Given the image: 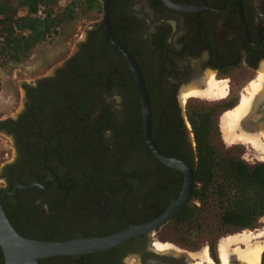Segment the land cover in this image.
<instances>
[{"label": "flooded vegetation", "instance_id": "obj_1", "mask_svg": "<svg viewBox=\"0 0 264 264\" xmlns=\"http://www.w3.org/2000/svg\"><path fill=\"white\" fill-rule=\"evenodd\" d=\"M167 1L179 8L162 0H112L109 27L137 62L147 95L157 103L150 120L153 114L159 128L170 115L167 144L187 153L191 145L181 113V124L177 119L178 94L189 86L205 89L212 73L228 83L220 107L236 104L239 95L229 96L230 78L224 76L241 66L252 76L264 68V0ZM23 87L20 111L0 120V132L11 137L14 148L0 168L1 204L17 233L35 240L103 236L153 219L176 198L180 172L147 149L140 109L131 106L137 90L128 62L108 43L101 23L85 32L62 68ZM114 90L122 104L116 99L112 108L90 110L98 98L105 100L103 92ZM247 123L252 131L264 128V94ZM13 187L15 193L6 194ZM154 243L148 232L110 249L40 264H195Z\"/></svg>", "mask_w": 264, "mask_h": 264}, {"label": "trees", "instance_id": "obj_2", "mask_svg": "<svg viewBox=\"0 0 264 264\" xmlns=\"http://www.w3.org/2000/svg\"><path fill=\"white\" fill-rule=\"evenodd\" d=\"M59 1L0 0V64L26 59L35 45L55 35L77 10L97 11L102 0H63L61 6ZM109 22L111 25L110 16ZM132 93L136 101L131 106L139 108L137 93ZM149 104L150 109L157 105L153 98L149 99ZM217 109V105H186L184 115L193 141V147L187 153H182L178 144H167L166 137L172 132L170 115L163 116L159 128L153 114L150 120L151 141L160 153L185 162L191 169L192 186L188 199L168 221L175 235L174 240L182 245L191 246L192 236L198 235L210 218L214 219L215 231L228 233L254 227L264 214V162L248 164L217 146ZM177 115L181 124L180 110ZM130 136L137 137L133 132ZM181 176L178 173L179 181ZM6 215L13 226L11 218ZM260 264H264V251Z\"/></svg>", "mask_w": 264, "mask_h": 264}, {"label": "rangeland", "instance_id": "obj_3", "mask_svg": "<svg viewBox=\"0 0 264 264\" xmlns=\"http://www.w3.org/2000/svg\"><path fill=\"white\" fill-rule=\"evenodd\" d=\"M63 3V0L59 1L60 6L63 5ZM100 20L101 6L97 11L86 12L81 9L77 10L73 18L70 21L63 23L60 26L59 31L55 35L35 45V47L31 49L26 59L21 60L20 62H2L0 64V120L14 118L17 112L22 108L24 101L23 84L32 82L36 78L50 77L54 74L56 69L62 68L66 60L69 59L73 52L76 50L77 44L81 39H83L85 32L95 24L100 23ZM257 69L258 72L260 69L264 70V68L261 67ZM208 72L209 71L205 73V76ZM258 72L255 73L254 76H252V73L249 70L244 69V67L241 66L233 71L231 75L224 76L230 78L229 84L231 87L229 96L235 97L237 93L239 95L237 98V102L235 103H238L241 95L243 93H246L245 89L247 88L251 80L257 78ZM215 80H217L218 83L220 82L221 85L222 83L227 84L226 90L228 91V83L226 80ZM246 80L247 82H245ZM184 90L182 88L181 92L178 94V97L180 95V102L181 95ZM103 93L105 94L103 96L105 100L98 98L97 102H95L90 108L91 111L98 110L102 105H106L112 108L113 105H115L113 100L116 99L119 100V104H122L123 98L121 97L120 99H118L119 92L117 90ZM220 97V95L210 98L203 96H193L187 98L184 103L181 102L180 104V102H178L180 113L184 120L185 135L187 139H189L190 145H192V135L190 132V127H188L185 123L186 120L184 112L186 105H217L218 109L216 113V126L219 134L215 139V143L217 144V146L223 151L228 150L231 154L237 155L248 164H253L260 161L264 162V152H261L258 147L254 145L252 146L251 144L250 146L246 142L239 140L233 143H228L225 141L223 137V128L221 122L225 111L230 108H226L223 110L220 107L223 100H225L223 98L219 99ZM101 139L102 141H105V139ZM13 156L14 148L11 137L0 132V168L7 159L9 160V158H13ZM205 224L206 227H204V229H202V231L198 235L196 234L192 236L191 246L179 244L174 240L175 235L169 222L163 224L157 230H154L149 234L151 235V241H160L162 243H167V248H170L168 250L172 249L174 252H176V254L177 252L181 253L188 262L192 260L195 261V264H209L207 261H202L200 259V255L203 253L204 249H206L207 253L211 252V255H217L218 261L221 264L219 258V246L222 240L229 236H236L241 234H258V231L264 229V214L258 218L254 227L244 230L231 231L228 233L215 231L213 226V218L208 219ZM256 241L264 243V233L259 238H257ZM236 246L243 247V244L238 243L229 245V248L230 250H233ZM199 261L200 263H198ZM229 263L241 264L235 256H233L232 259L229 260ZM212 264H214V261L212 262Z\"/></svg>", "mask_w": 264, "mask_h": 264}, {"label": "water", "instance_id": "obj_4", "mask_svg": "<svg viewBox=\"0 0 264 264\" xmlns=\"http://www.w3.org/2000/svg\"><path fill=\"white\" fill-rule=\"evenodd\" d=\"M162 1L166 4L172 5L167 0ZM108 5L109 0L101 1L100 23L108 43L120 52L128 62V69L137 90L138 105L142 120V133L145 145L156 160L163 165L180 172L182 175V182L178 194L174 200L165 206L158 216L147 222L133 225L131 224L116 232L103 236H77L60 241L35 240L17 233L2 207V197H0V251L2 254L3 264H39L41 259L55 256L85 255L110 249L127 239L157 230L165 224L186 203L188 199L192 186L191 169L185 162L179 159L162 155L151 141V111L144 81L135 59L127 50L116 43L111 35ZM174 7L179 8L176 5ZM186 124L189 127L188 123ZM191 147H193V141ZM16 187L23 188L24 186L17 185ZM13 193H15V187H13L11 191L6 192L8 195Z\"/></svg>", "mask_w": 264, "mask_h": 264}, {"label": "bare ground", "instance_id": "obj_5", "mask_svg": "<svg viewBox=\"0 0 264 264\" xmlns=\"http://www.w3.org/2000/svg\"><path fill=\"white\" fill-rule=\"evenodd\" d=\"M212 73H208L206 78V88H196L189 86L181 95V102L193 96L215 97L224 96L227 92L226 84L215 80ZM246 93H243L236 105L225 111L222 117L223 137L226 142L233 143L235 141H244L247 144L256 146L261 152H264V128L257 127L256 131L250 129L247 123V117L251 114L254 108L256 99L264 94V70L260 69L257 78L250 81ZM217 98V97H216ZM243 123V124H242ZM250 145V146H251ZM258 154V153H257ZM260 157V156H259ZM264 233V229L258 231L256 235H236L229 236L222 240L219 246V258L221 264H230L229 260L235 256L241 264H259L260 255L264 250V243L256 241ZM243 244V247L236 246L230 250L229 245ZM155 247L164 249L168 247L167 243L156 241ZM202 261H207L212 264V259L209 257L207 250L204 249L200 255ZM200 263V261L198 262Z\"/></svg>", "mask_w": 264, "mask_h": 264}]
</instances>
